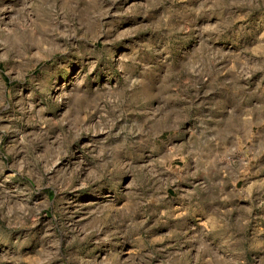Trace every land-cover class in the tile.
I'll return each mask as SVG.
<instances>
[{
  "label": "rangeland",
  "instance_id": "obj_1",
  "mask_svg": "<svg viewBox=\"0 0 264 264\" xmlns=\"http://www.w3.org/2000/svg\"><path fill=\"white\" fill-rule=\"evenodd\" d=\"M0 264H264V0H0Z\"/></svg>",
  "mask_w": 264,
  "mask_h": 264
}]
</instances>
